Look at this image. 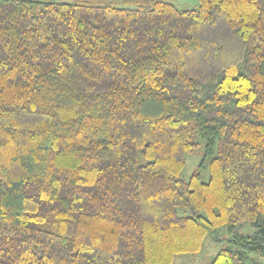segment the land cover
Listing matches in <instances>:
<instances>
[{
  "label": "trees",
  "instance_id": "trees-1",
  "mask_svg": "<svg viewBox=\"0 0 264 264\" xmlns=\"http://www.w3.org/2000/svg\"><path fill=\"white\" fill-rule=\"evenodd\" d=\"M198 2L0 0V264H173L245 223L210 264H264V0Z\"/></svg>",
  "mask_w": 264,
  "mask_h": 264
},
{
  "label": "rangeland",
  "instance_id": "rangeland-1",
  "mask_svg": "<svg viewBox=\"0 0 264 264\" xmlns=\"http://www.w3.org/2000/svg\"><path fill=\"white\" fill-rule=\"evenodd\" d=\"M72 2L73 0H58ZM180 9H192L198 6V0H169ZM194 142L198 144L195 152L187 153L185 156V167L182 170L181 177L189 179L196 171H200L202 180L209 182L210 180V163L213 157L218 155V144L212 147V152L207 154V141L200 135L195 134ZM180 215H188L190 211L187 208H179ZM258 227L250 223L242 225H224L218 229L215 236L208 235L205 239L202 250L197 254L183 253L175 257L173 264H210L218 252L225 247H229L228 238L249 236L252 231H257ZM223 238L222 240H219ZM233 236V237H232ZM225 238V239H224Z\"/></svg>",
  "mask_w": 264,
  "mask_h": 264
}]
</instances>
